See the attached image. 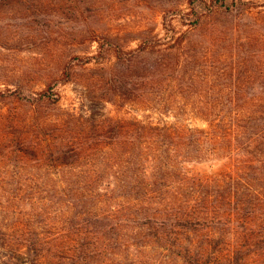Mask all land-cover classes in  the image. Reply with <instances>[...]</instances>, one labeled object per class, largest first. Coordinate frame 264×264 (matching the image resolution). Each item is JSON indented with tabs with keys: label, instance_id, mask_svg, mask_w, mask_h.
I'll list each match as a JSON object with an SVG mask.
<instances>
[{
	"label": "trees",
	"instance_id": "trees-1",
	"mask_svg": "<svg viewBox=\"0 0 264 264\" xmlns=\"http://www.w3.org/2000/svg\"><path fill=\"white\" fill-rule=\"evenodd\" d=\"M185 4L188 27L174 41L145 39L125 50L106 40L93 57L79 59L100 67L114 58L121 67L171 55L172 67L145 60L160 68L140 77L142 117H96L82 102L59 119H38V109L62 107L61 97L49 95L52 85L37 97L0 93L32 109L16 120L0 111V178L26 173L29 163L48 178L51 171L73 178L0 180V264H264V87L240 83L250 79L247 68L261 73L264 56L237 61L232 38L222 36L225 26L208 23L216 16L232 21L242 0ZM176 8L168 12L177 16ZM71 66L55 84L73 81ZM110 69L102 109L129 107V87ZM234 70L237 82L225 84ZM191 117L206 127L185 124ZM53 123L62 132L57 143L53 132L41 131ZM34 128L40 133L29 136ZM210 160L227 168L212 175L190 170Z\"/></svg>",
	"mask_w": 264,
	"mask_h": 264
},
{
	"label": "rangeland",
	"instance_id": "rangeland-1",
	"mask_svg": "<svg viewBox=\"0 0 264 264\" xmlns=\"http://www.w3.org/2000/svg\"><path fill=\"white\" fill-rule=\"evenodd\" d=\"M23 1L12 0L8 4L0 3V93L11 94L19 91L37 97L40 92L52 85L49 95H52L53 99L61 97L62 107L61 109L54 106L40 108L35 114L38 119L46 116L54 120L59 119L67 106L78 103L82 108L80 105L82 102L94 107L96 117L98 115H101V118L104 115L113 117L117 114L142 117V104L138 98V88L141 87L140 77L145 73L149 74L150 71H155L153 74L158 75L157 71L161 64L163 67L168 65L172 67L174 60L171 55L158 52V56L155 55L157 59H150L147 56L146 59L138 58L129 65L121 67L113 65L114 58H107L100 67L96 66L94 61L83 67L79 59L86 60L93 57L99 50V45L106 40L116 43L125 50L136 48L145 39L154 43L172 42L179 33L187 29L190 20L186 16L185 0H34L36 5L32 8H27L29 6H25ZM242 2L243 4L235 11L232 21L216 16L208 23L225 26L221 30L222 36L224 32L228 33L226 39L232 38L237 61L247 63L252 53L264 56V0H242ZM175 6L180 12L177 16H172L168 11ZM232 26L235 29L232 30ZM199 38H192L193 47ZM226 53L228 54V50ZM240 55H246L248 58L243 59ZM145 60L149 63L157 62L160 67L150 66ZM218 63L220 66H225L229 60ZM66 64L75 67L73 81L66 85L59 82L55 84ZM260 66L261 73H258V67L252 68V72L247 68L250 79L243 78L244 81L240 80V83L251 89L257 86L264 87V64ZM109 68H111L110 72L117 74L120 83H127L128 97L132 99L129 107L120 108L108 104L106 109H102L103 80L106 79ZM232 73L233 80L225 81V84L234 85L235 81L237 82L236 70ZM261 75L263 80L258 79ZM158 79L159 76L156 80ZM27 110L32 111L0 95V111L5 116L11 113L12 117H16L12 120L25 117L29 113ZM184 121L191 127H206L204 122L197 118H185ZM14 123L16 127L17 124ZM51 127H44L41 131L53 132V141L57 143L62 132L55 128L58 127L56 123ZM10 130L8 128V131ZM33 130L35 132L29 133V136L33 137L40 133L37 128ZM78 133L76 129L72 135L76 136ZM36 165L29 163L26 173L6 175L0 180H26L34 183L47 181L51 184L73 180L55 175L51 170L48 178L45 171L32 169ZM226 168L225 161L210 160L193 165L190 170L212 175ZM9 170L13 173L15 167Z\"/></svg>",
	"mask_w": 264,
	"mask_h": 264
}]
</instances>
